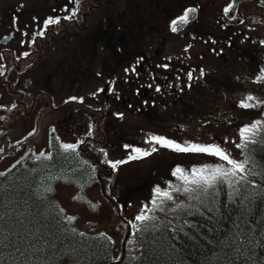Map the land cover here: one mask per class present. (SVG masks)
Instances as JSON below:
<instances>
[{
    "label": "rangeland",
    "instance_id": "374dc122",
    "mask_svg": "<svg viewBox=\"0 0 264 264\" xmlns=\"http://www.w3.org/2000/svg\"><path fill=\"white\" fill-rule=\"evenodd\" d=\"M47 1L0 0V10L26 6L24 12L29 13L35 9H27L46 6ZM61 3L71 2L49 0L51 6ZM91 3L92 11L85 22L88 31L74 29L70 37L66 30L61 32L65 35L62 44L68 42L72 48L69 62L78 78L72 71L58 91L70 94L73 86L77 101L90 104L101 98L107 102L100 135L88 116L91 112L76 106L69 113L53 116L55 131L49 137L47 120L40 123L39 119L35 124L22 119V111L11 112L10 99L1 90L0 171L21 158L36 159L48 153L53 143L58 147L76 144V152L84 161L99 166L102 180L94 178L83 192L74 185L57 183L55 199L73 226L90 235L105 232L113 240V256L121 264H133L140 250L135 217L154 215L157 206L183 207L191 196L201 193L184 191L194 186L182 182L179 174L173 176V171L180 167L190 175V170L217 164L230 167L208 155L177 153L146 141L160 136L182 145L215 144L231 158L248 162L249 142L245 146L241 130L256 121L264 125V80L259 79L264 75V7L258 0L234 6L232 0ZM190 8L196 9L194 17L181 26L180 17ZM173 21L176 32L172 31ZM75 58L80 61L75 62ZM132 75L141 79L138 85ZM90 88L94 91L92 98L87 92ZM249 95L256 98L250 102L256 106L241 107V101ZM35 113L42 117L47 110ZM125 145L142 149L154 146L158 151L113 169L110 162L128 159L131 149ZM246 169L252 175L248 163ZM156 187L168 190L172 199L158 197ZM125 246L127 258L123 260Z\"/></svg>",
    "mask_w": 264,
    "mask_h": 264
},
{
    "label": "trees",
    "instance_id": "16d2710c",
    "mask_svg": "<svg viewBox=\"0 0 264 264\" xmlns=\"http://www.w3.org/2000/svg\"><path fill=\"white\" fill-rule=\"evenodd\" d=\"M246 152L252 175L237 185L240 195L225 183L197 192L183 207L157 206L149 220L136 222L140 250L133 264H264V131ZM43 154L0 171V264H121L112 238L73 226L54 196L57 183L83 192L94 178L102 180L99 166L54 143Z\"/></svg>",
    "mask_w": 264,
    "mask_h": 264
},
{
    "label": "flooded vegetation",
    "instance_id": "af4514ba",
    "mask_svg": "<svg viewBox=\"0 0 264 264\" xmlns=\"http://www.w3.org/2000/svg\"><path fill=\"white\" fill-rule=\"evenodd\" d=\"M79 1L80 5L71 2L70 5L61 3L51 6L48 0L46 6L37 5L27 9L28 11L35 9L29 13L24 12L26 6L0 10V91L4 90V93L8 95L11 112L13 110L23 112L22 119H28L35 124L39 123V119L40 123L47 120L49 137L55 131L56 118L53 116L57 113H69L70 108L83 106L85 110L91 112L88 116L93 123V128L98 129L107 114V102L101 98L97 99L96 103L88 104L84 100H76L75 95L72 94L73 86L70 94L66 91H61L60 94L58 91V86L66 81V75H70L72 71H74L73 75L78 78L77 72L70 67L69 59L73 53L72 48L67 45L68 42L62 44L65 35L61 32L66 30V34L70 37L71 30L88 31L85 22L93 5L91 0ZM73 11L76 13L75 16L71 19H64L66 16H71ZM49 17H59L60 23L45 26L43 22ZM40 32H44V35H39ZM55 37L58 43L50 41ZM25 53L27 55H24ZM79 59L74 60L79 62ZM132 76L131 79L138 85L141 79ZM99 79L96 80V84ZM111 85L108 83V86ZM81 86L80 83L79 88ZM87 92L92 98L94 93L92 88ZM87 92L81 94L85 95ZM43 110H47V114L42 117L41 113H35ZM98 133L100 135V129Z\"/></svg>",
    "mask_w": 264,
    "mask_h": 264
},
{
    "label": "snow or ice",
    "instance_id": "6c2138e0",
    "mask_svg": "<svg viewBox=\"0 0 264 264\" xmlns=\"http://www.w3.org/2000/svg\"><path fill=\"white\" fill-rule=\"evenodd\" d=\"M70 2L73 3H79V0H70ZM196 11L195 8L187 9L184 14L180 17V20L183 23H187L189 20V14L194 13ZM225 11L227 12L228 9L226 8ZM76 13L73 11L71 16H66L64 19H71L72 16H75ZM45 26L55 25L60 23V18H47L44 22ZM176 21H173V27L172 31L176 32L177 27ZM39 35L43 36L44 32H40ZM24 55H27L25 53ZM166 67V66H165ZM189 79H191V73L188 74ZM259 79L264 80V75L260 76ZM159 91V89H157ZM75 99V98H73ZM256 98L249 95L246 97L245 100L241 101V107L243 108H252L255 107L256 104L250 103L251 101H254ZM264 131V125L261 124L260 121H256L250 126H246L241 130V137L245 141V146L248 142H251L252 137H254L259 132ZM146 143H149L150 145H159L160 147L170 149L177 153H195V154H204L211 157H214L220 161L226 162L227 165L230 167L225 168L223 164H217L213 167H205V168H199L195 170H190V175L188 174L189 170L182 169L180 167H177L172 175L177 176L179 174L178 178L184 182L186 185H192L194 187H185L184 191H196L199 190L201 193H209L210 191H214L217 186L223 185L225 183H228V185L232 188V194L234 196L240 195V187H243L247 181L245 173L247 172L246 164L247 161H237L234 158H231L230 155L219 145L210 144V145H201V144H180L175 141L166 139L164 137L160 136H152ZM64 152H72L75 153L77 149L76 144H62L61 145ZM126 149H131V152L128 156L127 160L122 161H115L110 162L111 167L113 169L117 168L118 165L127 163L130 160H137L141 158H145L150 156L152 153L157 152V147H150L148 149H142L140 147H134L131 145H125ZM107 155V153H105ZM41 156H44L43 153H41ZM46 159H50L51 157H45ZM0 175H3V173H0ZM238 177V179H237ZM239 185L240 187H237ZM177 191H180V189H177ZM154 193L160 197L163 200H171L172 196L166 189H161L159 187H156L154 189ZM155 203V201H153ZM137 221H147L150 219V217L146 215H138L135 217ZM261 247H264V240L261 242ZM243 264H247V262H243Z\"/></svg>",
    "mask_w": 264,
    "mask_h": 264
},
{
    "label": "bare ground",
    "instance_id": "6f19581e",
    "mask_svg": "<svg viewBox=\"0 0 264 264\" xmlns=\"http://www.w3.org/2000/svg\"><path fill=\"white\" fill-rule=\"evenodd\" d=\"M189 17H190V18H193V17H194V13H191ZM180 24H181V26H183V25H184V23H183L182 21L180 22ZM33 249H35V246H34V248H33Z\"/></svg>",
    "mask_w": 264,
    "mask_h": 264
}]
</instances>
